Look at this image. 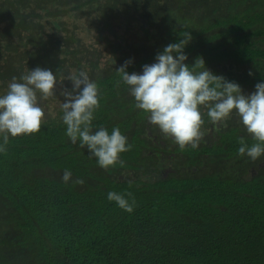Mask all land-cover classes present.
I'll return each mask as SVG.
<instances>
[{
	"label": "trees",
	"instance_id": "16d2710c",
	"mask_svg": "<svg viewBox=\"0 0 264 264\" xmlns=\"http://www.w3.org/2000/svg\"><path fill=\"white\" fill-rule=\"evenodd\" d=\"M189 34L190 67L202 58L245 95L264 82V0H0V94L36 67L57 79L39 132L0 134V264H264V156L238 153L258 141L238 116L212 123L202 107L199 147L181 148L116 71L141 72ZM81 71L98 86L93 131L119 128L131 145L108 169L62 121Z\"/></svg>",
	"mask_w": 264,
	"mask_h": 264
},
{
	"label": "clouds",
	"instance_id": "9594fccd",
	"mask_svg": "<svg viewBox=\"0 0 264 264\" xmlns=\"http://www.w3.org/2000/svg\"><path fill=\"white\" fill-rule=\"evenodd\" d=\"M192 37L166 45L155 56V62L145 64L142 71L129 74L126 61L116 71L122 74L123 83L135 100V107L149 114V123L173 139L179 147H199L203 137L200 109L207 108L212 123L222 122L233 114L257 143L249 146L243 139L238 153L255 161L264 156V82L255 85V91L245 95L238 83L211 73L202 58L188 65L186 47ZM198 64L204 70L195 71ZM251 75V73H249ZM72 92H64L62 121L72 144H79L96 158L97 164L108 169L120 160V154L131 150L127 137L119 128L111 132L106 128L93 131L92 121L99 107L98 86L86 72L71 76ZM56 74L48 68L29 69L19 80L13 78L5 94H0V134L6 144L9 136L29 135L41 130L44 110L39 101L54 96ZM73 92L77 93L73 95ZM2 150V149H0ZM72 173L65 170L63 181L69 182ZM76 183H82L77 180ZM126 212L133 207L117 192L107 194Z\"/></svg>",
	"mask_w": 264,
	"mask_h": 264
},
{
	"label": "rangeland",
	"instance_id": "374dc122",
	"mask_svg": "<svg viewBox=\"0 0 264 264\" xmlns=\"http://www.w3.org/2000/svg\"><path fill=\"white\" fill-rule=\"evenodd\" d=\"M86 34H87V33H86ZM90 38H92V35H91V37H90ZM86 40H87L88 42H90V40H89V39H87V38H86ZM58 95H59V94H58ZM60 97H61V96H60Z\"/></svg>",
	"mask_w": 264,
	"mask_h": 264
}]
</instances>
